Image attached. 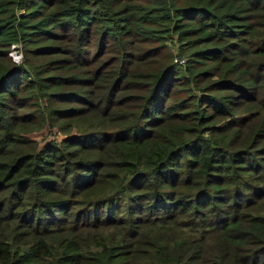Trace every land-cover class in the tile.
<instances>
[{"label":"trees","instance_id":"trees-1","mask_svg":"<svg viewBox=\"0 0 264 264\" xmlns=\"http://www.w3.org/2000/svg\"><path fill=\"white\" fill-rule=\"evenodd\" d=\"M0 264H264V0H0Z\"/></svg>","mask_w":264,"mask_h":264},{"label":"rangeland","instance_id":"rangeland-1","mask_svg":"<svg viewBox=\"0 0 264 264\" xmlns=\"http://www.w3.org/2000/svg\"><path fill=\"white\" fill-rule=\"evenodd\" d=\"M92 39L94 40L95 39V36L94 34L92 35ZM10 54L12 55V57L19 61L21 59V51L19 48H13L11 51H10ZM183 58V57H182ZM181 62H184V61H181ZM49 136L48 137H52L51 134H48Z\"/></svg>","mask_w":264,"mask_h":264},{"label":"built area","instance_id":"built-area-1","mask_svg":"<svg viewBox=\"0 0 264 264\" xmlns=\"http://www.w3.org/2000/svg\"><path fill=\"white\" fill-rule=\"evenodd\" d=\"M175 60H179L181 62L184 61V58H179V59L175 58Z\"/></svg>","mask_w":264,"mask_h":264}]
</instances>
